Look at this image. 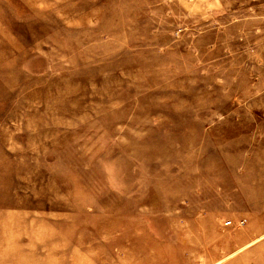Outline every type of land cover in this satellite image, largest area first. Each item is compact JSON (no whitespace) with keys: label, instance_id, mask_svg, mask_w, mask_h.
<instances>
[{"label":"rangeland","instance_id":"1","mask_svg":"<svg viewBox=\"0 0 264 264\" xmlns=\"http://www.w3.org/2000/svg\"><path fill=\"white\" fill-rule=\"evenodd\" d=\"M0 264H264V0H0Z\"/></svg>","mask_w":264,"mask_h":264}]
</instances>
